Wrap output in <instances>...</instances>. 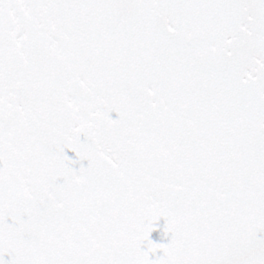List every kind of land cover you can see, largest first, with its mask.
<instances>
[{"label":"snow or ice","instance_id":"snow-or-ice-1","mask_svg":"<svg viewBox=\"0 0 264 264\" xmlns=\"http://www.w3.org/2000/svg\"><path fill=\"white\" fill-rule=\"evenodd\" d=\"M0 264H264V0H0Z\"/></svg>","mask_w":264,"mask_h":264}]
</instances>
